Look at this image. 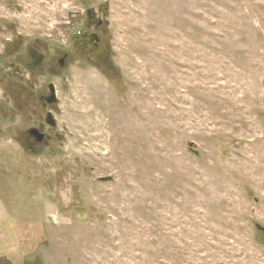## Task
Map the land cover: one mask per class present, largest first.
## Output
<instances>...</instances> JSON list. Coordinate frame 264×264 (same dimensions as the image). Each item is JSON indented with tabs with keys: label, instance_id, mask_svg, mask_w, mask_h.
Returning <instances> with one entry per match:
<instances>
[{
	"label": "rangeland",
	"instance_id": "obj_1",
	"mask_svg": "<svg viewBox=\"0 0 264 264\" xmlns=\"http://www.w3.org/2000/svg\"><path fill=\"white\" fill-rule=\"evenodd\" d=\"M10 62L56 85L40 154ZM0 67V264H264V0H0Z\"/></svg>",
	"mask_w": 264,
	"mask_h": 264
},
{
	"label": "flooded vegetation",
	"instance_id": "obj_2",
	"mask_svg": "<svg viewBox=\"0 0 264 264\" xmlns=\"http://www.w3.org/2000/svg\"><path fill=\"white\" fill-rule=\"evenodd\" d=\"M87 13L89 27H93L94 31L86 29L83 34L81 33L80 42L77 46L79 49L90 54L93 60L97 59V61H102L106 52V43L102 35L103 21L101 19H96L90 11ZM34 50L35 51L29 52V55L32 58L31 63L27 66V68H24V71H27L29 75H32L31 73L40 69L42 64L48 59L45 51L37 49ZM71 52V50L63 51L62 55L57 57V67L59 70L67 64ZM15 65L16 63L14 62L8 63V70H13L9 77L14 78V75H20L19 72L21 70ZM14 79L15 81L10 82L9 100L14 101V103L19 107L21 106L19 103L23 102V107L25 109H32L33 118V124L27 127L23 132L18 131L16 138L18 139V142L21 143L19 139L21 136L25 137L23 141V148L32 154H40L42 149L53 141L54 136H59L56 134L57 121L53 113V110H56V106L58 105L56 85L54 82H49L47 87L43 88V90L39 91V93H36V91L32 89L33 83L31 81L25 83V81H22L23 79L20 77L18 79ZM21 84L24 85L22 86ZM28 86L31 87L29 88ZM20 98L22 99L21 101ZM39 110L44 111L45 116L35 118V112ZM50 123H55V125H51Z\"/></svg>",
	"mask_w": 264,
	"mask_h": 264
},
{
	"label": "water",
	"instance_id": "obj_3",
	"mask_svg": "<svg viewBox=\"0 0 264 264\" xmlns=\"http://www.w3.org/2000/svg\"><path fill=\"white\" fill-rule=\"evenodd\" d=\"M50 115V114H49ZM51 116V115H50ZM51 125H55V123H50ZM259 229H261L264 232V227L258 226Z\"/></svg>",
	"mask_w": 264,
	"mask_h": 264
}]
</instances>
